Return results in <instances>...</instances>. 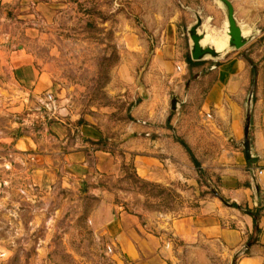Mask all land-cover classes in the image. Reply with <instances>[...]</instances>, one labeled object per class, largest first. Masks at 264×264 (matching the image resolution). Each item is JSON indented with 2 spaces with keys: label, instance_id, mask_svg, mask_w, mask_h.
<instances>
[{
  "label": "rangeland",
  "instance_id": "1",
  "mask_svg": "<svg viewBox=\"0 0 264 264\" xmlns=\"http://www.w3.org/2000/svg\"><path fill=\"white\" fill-rule=\"evenodd\" d=\"M229 1L252 39L220 61L238 54L263 72L264 0ZM24 2L30 10L25 13L31 19L27 27L38 32L25 36L13 24L8 28L21 34V42L26 37L22 43L34 57V66L52 76L56 89L46 104L33 94L23 95L26 103L21 107L14 101L18 93L10 84L11 73L5 80L13 91L0 101V264H134L106 233L105 223L94 216L100 198L89 190L105 188L117 206L155 227L157 222L196 214L202 199H218L219 178L199 172L189 155L187 164L195 170L186 172L185 183L142 188L134 181L130 148L136 128L146 127L143 122L160 129L164 121L168 133L162 140L168 136L180 145L181 139L200 152L216 145L209 127L211 114L201 113L204 90L212 84V76H205L209 66L189 71L181 66L190 54L188 29L196 15L200 13L218 49L228 42L226 16L216 0ZM34 2L49 4L45 22L34 12ZM5 8L0 6L5 17L1 27L8 19H18V13ZM117 72H130L134 83L120 80ZM174 95L181 102L175 112ZM55 117L97 123L103 134L99 143H79L109 152L113 173H93L94 181L72 175L71 161L66 159L72 140L66 144L67 138L40 133L46 132L48 118L55 121ZM25 135L37 142L46 137L43 141L53 148L52 156L44 158L40 149L25 147ZM171 241L178 264H232L234 258L220 244L186 246Z\"/></svg>",
  "mask_w": 264,
  "mask_h": 264
},
{
  "label": "crops",
  "instance_id": "2",
  "mask_svg": "<svg viewBox=\"0 0 264 264\" xmlns=\"http://www.w3.org/2000/svg\"><path fill=\"white\" fill-rule=\"evenodd\" d=\"M24 1L0 0V6L18 13V19H8L9 22H2V27L0 26V101L7 99L13 91L7 87L8 83L5 81L11 73L10 84L18 93L13 98L21 107L26 103L23 95L33 94L46 104L47 97L56 89L52 76L36 69L34 57L26 51L25 44L22 43L28 33L38 32L34 27H27V20L31 22V19L26 17L25 13L30 10ZM29 7L31 8V5ZM33 7L34 12L41 15L40 20L45 22L49 4L34 2ZM0 20L5 21L1 13ZM36 23L33 24L39 25ZM10 24L25 32L22 42L20 33L9 30ZM237 55L223 62L200 63L199 66H209L205 76H212V84L204 90L201 113L211 114L209 127L216 145H211L205 152H200L197 148L195 152V149L193 151L189 148L201 163L199 172L207 171L219 178V195L232 204L243 205L252 210L258 208L255 205L256 194L251 175V172H254L262 199L259 218L255 221L254 217L242 213L239 209L226 207L216 197H208L199 202L196 214L157 222L155 227L144 224L140 216L117 206L114 195L105 188L91 187L90 193L100 198L94 216L100 217L105 223L106 233L113 238L120 252L134 264H178L172 239L186 246H197L201 243L220 244L230 259L251 244L247 250L248 254L246 252L239 257L235 264H264V69L263 72H258L254 90L251 130L254 159L250 162L246 159L240 143L244 140L245 105L252 82L245 61ZM181 67L182 70L189 71L186 57ZM117 75L125 83H134L130 72H117ZM54 119L55 121H51V118H48L49 121L45 124L46 132L40 133L49 132L51 135L67 138L66 144L69 139L72 140V147L66 154L67 161H71L69 166L72 175L86 179L92 177L94 181L96 177L93 173L97 176L113 173V157L109 152L94 150L87 144L79 143L81 140L97 142L103 137L97 123H78L79 119L75 121L58 117ZM143 123L146 127L136 128L130 148L134 155L133 164L137 176L147 182L166 186H170L172 182L185 183L186 172H189V169L193 172L195 169L187 164L188 153L182 146L174 144L173 139L168 136L162 140V136L168 133L166 121L160 129ZM23 138L26 139L25 147L40 149L41 157L52 156L53 148L43 141L46 137H42L40 142L34 141L28 135ZM186 143L189 146V143ZM152 227L161 233H156Z\"/></svg>",
  "mask_w": 264,
  "mask_h": 264
},
{
  "label": "water",
  "instance_id": "3",
  "mask_svg": "<svg viewBox=\"0 0 264 264\" xmlns=\"http://www.w3.org/2000/svg\"><path fill=\"white\" fill-rule=\"evenodd\" d=\"M220 7L222 8L227 22V32L228 42L226 47L223 49H218L213 41V38L207 32L203 19L198 13L196 15V22L190 26L188 29V36L190 38V57L195 63H202L207 61H220L223 60L230 52L242 50L252 39L251 35H248V30L240 23L235 15V10L232 2L229 0H216ZM246 30V32H244ZM256 78L253 79L251 91L248 94L245 109V125H244V140L240 143V146L245 152L246 159L251 161L254 159L252 143H251V130H252V114L254 107V90H255ZM144 91V98H146V91ZM181 102L177 96H173L171 102V110L177 111L179 109ZM254 184V190L256 194L255 205L256 207H262V199L259 187L255 180L254 172H251ZM215 194H217L215 192ZM218 199L226 206L232 207V202H229L221 195L217 194ZM251 245V244H250ZM250 245L245 246L241 251L234 255L232 264H235L239 257L244 255L249 249Z\"/></svg>",
  "mask_w": 264,
  "mask_h": 264
},
{
  "label": "trees",
  "instance_id": "4",
  "mask_svg": "<svg viewBox=\"0 0 264 264\" xmlns=\"http://www.w3.org/2000/svg\"><path fill=\"white\" fill-rule=\"evenodd\" d=\"M243 60L250 67L249 72H250V76H251V82H253V79L254 78H257V76H258L257 65L254 62H252V60H249L246 57H244ZM186 62L189 65V68L190 69L193 68V67H197V66L200 65V63H195V62H193L191 60L190 54L187 55ZM79 123H81V120H80ZM168 123H169V120H168ZM89 142L91 144H97V143H99V142H92V141H89ZM178 142L185 149V151L188 153V155H189L190 159L192 160V162L197 166V168H199L200 167L199 162L195 158V156L192 153L191 149L189 148L188 144L184 140H181V139L180 140L178 139ZM250 162H253V161H250ZM134 181L136 183L141 184L142 188H145L147 186H151L153 188L157 187V185H153L152 183L146 182L145 180L141 179L137 175L135 176V180ZM217 189H218V186H217ZM232 207L233 208H236V209H239L244 214L251 215L252 217H254L255 221L258 220L260 211L262 210L261 208H255V209L252 210V209H249L246 206L238 205L236 203H233V206ZM257 229H258V227H257ZM258 231H260V230L258 229ZM246 254H248V252Z\"/></svg>",
  "mask_w": 264,
  "mask_h": 264
},
{
  "label": "bare ground",
  "instance_id": "5",
  "mask_svg": "<svg viewBox=\"0 0 264 264\" xmlns=\"http://www.w3.org/2000/svg\"><path fill=\"white\" fill-rule=\"evenodd\" d=\"M217 47V46H216Z\"/></svg>",
  "mask_w": 264,
  "mask_h": 264
}]
</instances>
